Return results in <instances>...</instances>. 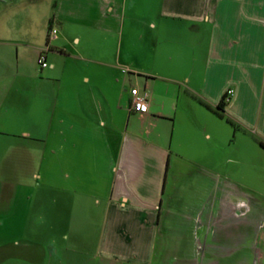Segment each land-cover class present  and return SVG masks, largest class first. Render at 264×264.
Returning <instances> with one entry per match:
<instances>
[{"label":"crops","instance_id":"0c3cea01","mask_svg":"<svg viewBox=\"0 0 264 264\" xmlns=\"http://www.w3.org/2000/svg\"><path fill=\"white\" fill-rule=\"evenodd\" d=\"M0 8V232L46 224L56 264L260 261L264 0Z\"/></svg>","mask_w":264,"mask_h":264},{"label":"rangeland","instance_id":"374dc122","mask_svg":"<svg viewBox=\"0 0 264 264\" xmlns=\"http://www.w3.org/2000/svg\"><path fill=\"white\" fill-rule=\"evenodd\" d=\"M42 7V6H41ZM0 8V20L7 19L11 13L8 10H2ZM34 11V9H31ZM31 10L24 9L22 6V21H25V15H29ZM11 16V15H10ZM41 144H39V148ZM262 186L264 194V169L262 172ZM45 182L43 179H38V188L33 194V199L43 200L46 198L45 195ZM40 211V207L37 208ZM44 225V226H43ZM42 227L41 232L38 236H35L30 230V226L27 227L31 232L24 231L21 233L10 234L8 229L0 232V264H56L58 258L55 254L49 253V235L45 230L46 224H39ZM55 228H60V225L53 224ZM19 230V229H18ZM34 231V230H33ZM50 233V229H49ZM33 234V235H30ZM56 234V233H54ZM60 246V245H59ZM258 246V245H257ZM262 251L264 253V242L261 244ZM254 254V255H253ZM249 254L248 264H264V255L260 261H256V252ZM59 259V258H58Z\"/></svg>","mask_w":264,"mask_h":264},{"label":"built area","instance_id":"2783aa9c","mask_svg":"<svg viewBox=\"0 0 264 264\" xmlns=\"http://www.w3.org/2000/svg\"><path fill=\"white\" fill-rule=\"evenodd\" d=\"M48 38H54L57 36L58 29L55 25L51 24L48 29ZM49 48L48 43L43 46L38 52V62L41 66L47 65L46 51ZM123 70L127 68L123 67ZM131 110L138 112H146L149 106V93L145 89H139L136 86L131 88Z\"/></svg>","mask_w":264,"mask_h":264},{"label":"trees","instance_id":"16d2710c","mask_svg":"<svg viewBox=\"0 0 264 264\" xmlns=\"http://www.w3.org/2000/svg\"><path fill=\"white\" fill-rule=\"evenodd\" d=\"M224 104H225V98H224V96H223V98H222V99L220 100V102L218 103V107H219V108H222ZM260 143H261V145L264 147V141H263V140H260Z\"/></svg>","mask_w":264,"mask_h":264}]
</instances>
